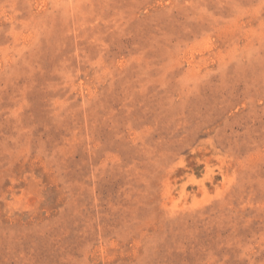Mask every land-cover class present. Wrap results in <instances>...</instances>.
I'll use <instances>...</instances> for the list:
<instances>
[{"label": "rangeland", "instance_id": "obj_1", "mask_svg": "<svg viewBox=\"0 0 264 264\" xmlns=\"http://www.w3.org/2000/svg\"><path fill=\"white\" fill-rule=\"evenodd\" d=\"M0 264H264V0H0Z\"/></svg>", "mask_w": 264, "mask_h": 264}]
</instances>
